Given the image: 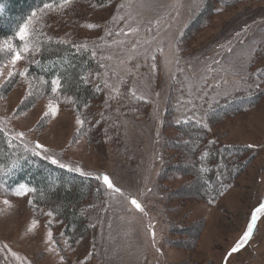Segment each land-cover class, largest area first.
<instances>
[{"label": "rangeland", "instance_id": "obj_1", "mask_svg": "<svg viewBox=\"0 0 264 264\" xmlns=\"http://www.w3.org/2000/svg\"><path fill=\"white\" fill-rule=\"evenodd\" d=\"M214 1L71 0L36 13L25 41L0 39V128L101 183L81 205L89 232L75 243L25 189H0V264H264V212L247 244L227 255L264 203V79H257L264 0ZM41 38L90 54L95 66L85 82L93 100L76 108L70 96L58 88L47 94L27 75ZM15 49L22 59L13 65ZM238 93L260 98L220 122L206 120L211 106ZM180 120L204 124L218 146L253 152L212 204L200 200L192 142L183 144L175 130ZM104 174L127 196L110 194L97 179Z\"/></svg>", "mask_w": 264, "mask_h": 264}, {"label": "trees", "instance_id": "obj_2", "mask_svg": "<svg viewBox=\"0 0 264 264\" xmlns=\"http://www.w3.org/2000/svg\"><path fill=\"white\" fill-rule=\"evenodd\" d=\"M69 1L71 0H0V39L16 40L19 27L28 21L33 12L46 9V3L52 8ZM216 3L229 4L224 0H215L214 4ZM35 46L39 49L38 57L26 72L29 77L40 81L47 94L52 93V82L56 80L59 92L70 96L76 108L83 107L95 98V91L85 82L87 73L95 66L87 51L52 41L45 42L42 38ZM255 54L259 59L262 57L259 50ZM259 73L264 75V70ZM259 98V93L229 95L208 109L206 120L211 124L220 122L227 116L239 114L256 105ZM205 127L194 120H180L175 130L186 136L187 141L183 144L189 145V141L192 142L189 146H193L197 191L202 202L212 204L230 189L254 159V155L247 147L218 146L208 141ZM25 145L0 128V189L6 193H15L24 186L31 197L32 206L47 207L64 224L63 234L68 242L75 243L89 232L80 210L81 205L93 195L95 184L100 186L101 183L51 164L50 160L35 155L29 147L25 149ZM202 159L205 165L198 168ZM47 196L60 203V213L43 198Z\"/></svg>", "mask_w": 264, "mask_h": 264}, {"label": "snow or ice", "instance_id": "obj_3", "mask_svg": "<svg viewBox=\"0 0 264 264\" xmlns=\"http://www.w3.org/2000/svg\"><path fill=\"white\" fill-rule=\"evenodd\" d=\"M45 8H49L51 7L50 4H45L44 5ZM36 16V12H33L31 14V16L29 17L28 21L23 23L20 27L18 32L16 33L17 38L20 41H25L26 37L29 36V29H30V25L32 24V18ZM34 31V30H33ZM134 31V30H133ZM127 34V33H125ZM25 47H27V45H25ZM9 50H13L12 46L10 45ZM22 59V54L21 51L19 49H15L13 51V57H12V64L15 65L18 61H20ZM9 77H11L13 75L12 72L8 73ZM21 75H24V73H21ZM257 79H264V75H261L259 72L257 73ZM58 85H57V81L54 80L52 82V92L55 93L57 91ZM51 110L52 114H55L56 112V108L53 107L51 104L48 106ZM47 115V113H46ZM77 123H82V121L80 120V118H77ZM21 138H23V133H19L18 134ZM27 145H25V149H27ZM33 151L35 152V155L37 156H43L46 159H50L51 164L53 165H59V167L64 168L66 167V165H64L63 163H60L58 161V159H56L54 156L49 157L48 155V149L46 147H44L43 145H41L39 142H36L35 147L33 149ZM98 180H102L103 185L106 186L107 189L111 190L110 194H116L119 193L121 196H127V194L125 192L122 191V189L120 187H117L113 184L112 180L110 179V177L107 174H104L102 176H98L97 177ZM20 191L23 192L24 191V186L20 187ZM19 194V193H17ZM4 203H8L7 200L4 201ZM131 204L135 206L136 209L140 210L141 209V204L138 203V201L136 199H132L131 200ZM264 212V203L259 204L258 207H256L252 214H251V219L250 222L247 225V229L244 232L242 238L237 241V243L231 248V250L229 251V253H227L228 256H231L233 253L237 252L240 250V248L250 239V237L254 234V229H255V225L257 222V213H261ZM49 215H51V213H49ZM49 235H51V233H49ZM155 235V233H153V236ZM225 264H227V262L225 261Z\"/></svg>", "mask_w": 264, "mask_h": 264}, {"label": "water", "instance_id": "obj_4", "mask_svg": "<svg viewBox=\"0 0 264 264\" xmlns=\"http://www.w3.org/2000/svg\"><path fill=\"white\" fill-rule=\"evenodd\" d=\"M247 244V242L240 248V249H242L245 245ZM226 260V259H225ZM225 262V261H224ZM225 264V263H224Z\"/></svg>", "mask_w": 264, "mask_h": 264}]
</instances>
